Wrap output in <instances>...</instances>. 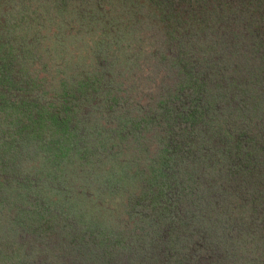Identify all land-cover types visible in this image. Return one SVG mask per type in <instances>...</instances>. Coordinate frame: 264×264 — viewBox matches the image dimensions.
<instances>
[{
	"label": "trees",
	"instance_id": "16d2710c",
	"mask_svg": "<svg viewBox=\"0 0 264 264\" xmlns=\"http://www.w3.org/2000/svg\"><path fill=\"white\" fill-rule=\"evenodd\" d=\"M112 5L120 6V12L114 13ZM239 10L242 15H238ZM119 31L125 33L127 38L114 37ZM83 32L91 34L88 42L80 38ZM144 43L152 48V53H149L151 59L143 57L140 64L137 62L134 65L139 69L152 66L153 70L162 72L157 83L164 81V74L175 69L179 71V66L181 69L177 76L181 79L180 87L175 91L173 88L164 92L157 85L159 113L157 120L153 116L149 120L156 121L157 133L162 136L163 160L160 159L162 165L157 185L160 188V201L164 205L166 201V206L173 207L182 199L187 207L196 209L198 216L207 209L203 215L209 218L217 210L219 215L216 217L224 219H215L224 227L226 244L223 252L237 246L234 255L243 256L249 246L253 250L251 259L255 260V264H264V184L262 188L258 186L254 190L255 198L251 203L246 200L240 209L236 208V195L239 194L241 182H236L233 187L228 185L226 189L229 192L218 193L220 197L211 207L204 209L203 203H200L202 187L210 189L211 178L215 174L242 177L240 173L254 172L260 179V172L264 169V138H259L250 129L238 130L232 122L225 126L215 118L225 108L231 112L232 118V105L243 100V97L239 100L232 91L234 88L245 92L252 86L248 84L249 80L258 84L264 82V76L259 74L262 73L260 70H264V0H0V84L10 86L9 91L0 92V105L11 109L10 118L14 122L12 129L7 130H11L9 133H13L12 137L3 135L1 140L3 145H7L6 148L12 147L11 155L5 151L2 154L8 163L3 161V168L10 170L14 182L20 181L19 190L27 195L28 201L43 199L46 191L59 196L65 190L64 184L70 183L69 178L77 177V173L82 176L89 163L84 155L83 160L80 159L82 168L67 169L70 165L66 162L73 161L65 158L64 162L60 157H54V150L60 146L67 147L71 154L76 155L77 147H82V137L85 143L93 141L97 145L96 135L101 136V133H108L114 138L122 129L127 134L126 128L122 127V118L126 117L123 116L126 113L114 107L109 109L107 104L96 106L93 112L91 107H84L79 99L74 106L72 99L77 98L76 92H84L90 98L100 96L95 86H88L90 82L80 84L84 88H77L71 82L75 80L73 72H77L74 68L66 75L73 76L67 79L73 89L64 96H52L46 91L48 83L36 87L38 85L32 79L37 75L43 76L46 69L60 66L63 59L67 65L68 55L78 61L79 53H85L84 58H88L90 66L95 65L100 72L91 76V80H101V84H104L103 79L110 82L107 85L111 89L109 94L106 88L98 86L102 89V96L108 94L107 103L121 95L132 98L136 95V89L130 83L135 85L137 81L131 74L134 66L130 57L123 61L119 60V56L137 55ZM136 45L138 47L134 48ZM173 52L176 58L169 59L168 55ZM77 66L78 62L75 64ZM67 68H64V74ZM119 68L127 69L129 73V77H124L120 83L116 81L120 75L115 77ZM78 73L84 74L85 71L82 69ZM125 104V101L114 103L119 109L126 108ZM148 110L146 106L142 115ZM124 124L130 129L126 119ZM141 125L143 129L147 128L142 121ZM242 138L246 140L243 152L248 153L251 147V154L246 160L232 152H228V161L222 163L212 160V155L207 156L212 153L210 148L214 149L216 143H220L224 150H233ZM125 139H130V136ZM184 140L189 141L187 147L190 144L192 148L187 153L189 157L175 158L176 154L178 156L176 148L183 145ZM47 150L53 152L50 157L46 154ZM98 152L99 149H96L92 156ZM25 153L26 157L20 156ZM51 157L54 158L50 162L45 161ZM97 158L101 159L100 156ZM53 160L55 163L51 166ZM58 160L63 161V165L58 164ZM215 165L218 168L213 176L212 168ZM109 169L106 170L111 173ZM170 187L175 188L171 195ZM55 195L52 201L56 204V199H53ZM154 198L151 196L146 200L145 211L154 206ZM59 203L61 207L70 204L66 199ZM25 204L20 201L18 206L11 209L15 218L9 216L7 220L0 219L2 238H10L14 234L11 232L13 228L26 232L25 229L28 230L36 218L50 213L44 202L37 207L33 205L32 210ZM16 210L22 214H17ZM58 211L61 212L58 216L65 221H69L68 218L75 220L73 214H65L67 218L63 217L61 210ZM230 228H233V237L226 232ZM85 230L77 241L81 251L73 264H109L110 258L104 260L99 253L95 255L92 249L102 252L108 246V249H113L114 245L109 239H104L100 230ZM48 235L47 230L37 237L38 243L44 241L37 246L39 258L43 254L46 256L42 250H47L43 245L49 240ZM2 238L0 236L5 243H13V240L10 243ZM124 244L125 241L121 244L122 254L126 256L133 248L131 241L129 247ZM64 255L59 258L62 259ZM59 258L53 264H62ZM141 264L145 263L141 261Z\"/></svg>",
	"mask_w": 264,
	"mask_h": 264
},
{
	"label": "rangeland",
	"instance_id": "374dc122",
	"mask_svg": "<svg viewBox=\"0 0 264 264\" xmlns=\"http://www.w3.org/2000/svg\"><path fill=\"white\" fill-rule=\"evenodd\" d=\"M119 7L112 5L111 9L114 13H118L120 12ZM238 15H242L240 10ZM83 35H80V38L83 37V42H88L91 34L83 32ZM114 37L127 38L122 31L117 32ZM137 47L138 45L134 46V48ZM141 48L143 49L136 52L138 53V57L137 55L133 56L134 53L132 55L128 54L124 58L119 56V60L123 61L127 57H130V62L134 66L131 74L135 76L134 78L137 81H135V85L130 83V86L136 89V95L132 98H126L121 95L115 100L111 99L107 103L109 90H111L107 85L110 82L103 79L104 85L101 84V80H91V76L100 72L95 65L90 66L88 58H84L85 53H79L78 61H75L68 55L67 65L63 59L60 66L44 70L43 76L37 75L33 77L32 80L36 81L35 84L38 85H35L36 87L48 83L49 85L46 87L47 92L52 93V96L55 95L56 97L60 95L64 96L69 94L73 89L72 84L69 83L70 81H67L69 77L73 76L66 77V75L72 72L71 69L74 68V71L77 72H73L75 80L71 82H74L78 86L77 88H84L80 84L83 85L85 82H90L91 84L88 86H95L97 94L100 95L90 98L88 95H84V92H79V94L76 92L77 98L72 99L74 106H76V102L79 99V101L83 102L82 105L84 107H91L93 112L97 108L96 106L107 104L109 109L114 107L115 110H121V112L126 113L123 115H126V117L122 118V127L126 128L125 130L129 134H125V131L122 129H120L114 138L110 137L108 133H101V136L96 135L97 145L93 141L85 143V138L82 137L83 144L81 148L77 147L76 155L71 154L67 147L62 148L60 146L54 150L56 152L54 157H60L64 162L65 158L73 161V163L66 162L71 166L67 167V169L78 170L82 168L80 165V159L83 160L82 155L89 161L85 166V173L82 176L77 173V177L69 178L70 183L64 184L65 190L59 196H56L55 192L46 191L43 199L28 201L27 195L19 190V186H21L19 184L20 181L14 182V177L11 176L10 170L3 168V161L5 164L8 163L4 160L5 157H2V154L5 151L11 155L12 147L6 148L7 145L5 143L3 145L1 140L3 139V135L12 137L13 133H9L11 130H7L12 129L11 126L14 122L10 118L11 109L9 107L6 109V106L3 104L0 105V219L7 220L9 216L14 217L11 209H14L20 201L27 203L25 206L31 210L34 209L33 205L37 207L41 202H44L50 210L48 215L36 218L28 226V230L27 228L25 229L27 233L19 231V228H13L11 232L14 234L10 238H2V235H0L2 239L9 240L10 243L13 240L11 245L0 240V264H44L47 262H52L53 264L59 261L57 259L64 254L62 259L59 258L60 262L62 264H73L78 259L77 255L81 251L77 247V241L83 231H86L85 229L100 230V233L104 234V239H109L110 243L114 245L113 249H108L110 247L108 246L102 252L92 249L95 255L98 256L99 253L100 257L104 258V260L110 258L109 264H141V261L145 264H218L219 258H221L220 264L256 263L255 260L251 259L253 250L249 246L243 256L234 255L237 251V246L227 248L223 252V247L226 244V236L223 232L224 227L222 228L220 223H216L215 219L220 218L223 221L224 219L219 216L216 217L219 215L217 210L214 212L215 215L209 218V216L203 215L207 209L198 216L196 209L187 207L182 199L178 201L179 204L174 203L173 207L166 206L168 203L166 201H164L165 205L160 201V188L157 185L162 165L160 159L163 160V149L160 140L162 136L157 133L156 121L152 122V120H149L152 116L157 120V113H159L157 107L160 103L158 100L160 94H157L159 93L157 85L164 92H168L173 88L175 91L177 87H180L181 79H178L177 76L181 69L179 66V71L175 69L171 73L164 74L165 77L169 78L164 77L162 83H157L163 75L162 72L153 70L152 66L148 69L143 67L139 69L134 65L137 62L140 64L143 57H147V60L151 59L149 53H152V48H149L146 43L142 44ZM80 51L84 52V50ZM168 56L170 57L169 59L176 58L175 52ZM77 62L79 67H75ZM66 66L68 68L64 74ZM82 69L85 73H78L80 70L82 72ZM160 69L162 71V68ZM260 72L262 73L259 74L264 76V70H260ZM115 77H119L116 78V81L120 83L124 77H129V73L127 69L119 68ZM248 84L252 86L246 89L245 92H242L239 88L232 90L239 97V100L243 97L240 103L232 105V108H234L232 118L230 117L231 112L227 108L217 116L215 115V118L225 126H228L232 122L237 126L236 129H250L259 138H264V82L258 84L257 81L253 82L249 80ZM5 85L3 83L0 84V92L9 91L10 86L7 87ZM98 86H103L108 90L107 96H102V89ZM79 90L81 91V89ZM173 93L170 92L169 94L173 96ZM124 101L126 102V108L119 109L114 105L116 102H120L121 104ZM146 106H148L149 110L143 116L142 112H145ZM125 119L130 129H127L125 126ZM141 121L143 124H146L147 128L143 129ZM138 123L140 126H138ZM129 136L130 139H125ZM256 136L255 139L258 140ZM7 139L11 140V138ZM184 141L183 145H179L176 148L178 156L176 154L175 158L179 156L183 157V159L189 157L187 153L192 148H190V144L189 148L187 147L189 141ZM244 141L246 140L242 138L239 145L234 147L233 150H227L228 148L224 150L220 147V143H216L214 149L210 148L212 149V153L207 156L210 157L212 155L213 157H210L212 160H219L222 163L228 161V152H232V154L236 153V156L240 159L246 160L251 154L249 152L251 147L248 153H244L243 151L246 149ZM247 142L251 145L250 141ZM7 144L9 143L7 142ZM96 149H99L100 152L92 156ZM46 154L50 157L53 152L47 150ZM107 154L108 156H106ZM26 155L27 153L20 156L26 157ZM97 156H100L101 159L97 158ZM54 157L47 158L45 161L50 162ZM63 161L58 160V164L63 165ZM100 161H102V165L98 167ZM262 161H264V157ZM54 163L55 160L51 162V166ZM108 168H110L111 173L106 170ZM217 168V165L212 168L213 176ZM260 173V179L256 177L254 172L240 173L242 177L215 174V177L211 178L212 187L210 189L202 187L200 191V203H203L202 208L211 207L213 202L219 199L218 193L229 192L226 189L228 185L233 187L236 182H241L239 194L236 195L238 199L236 208L240 209L246 200L251 203L255 198L254 190L258 186L262 188L264 184V169ZM251 175L253 177L250 179ZM247 179L251 181L247 183ZM168 190L171 195L175 188L170 187ZM54 195L56 197L53 199H56V204L52 201ZM151 196H155L153 200L154 206L150 209L146 207L147 211H145L146 200ZM65 199L70 204L68 206H58L60 205L59 202H63ZM1 200H4V202H1ZM58 210L63 212V217L68 218V216L73 214L75 220L68 218L69 221H65L58 216V213H61ZM16 213L22 214L19 210H16ZM193 217L197 218L194 219ZM47 230L49 232V240L43 245L47 250L46 252L42 250L43 253H46V256L43 254L39 258L36 253V250L39 248L37 246L44 243V241L41 240L38 243L37 237L40 235V232L44 233ZM226 232H230L232 237L234 236L233 228L226 230ZM226 235L228 236L229 233ZM141 240L144 243L142 242V245L138 247ZM123 241H125L126 245H124L127 247L130 246L129 243L131 241L133 248V250H130L129 255L126 256L122 254L121 244H123ZM214 253H217L216 256H220V254L221 256L216 257ZM128 256L129 258L126 259Z\"/></svg>",
	"mask_w": 264,
	"mask_h": 264
}]
</instances>
